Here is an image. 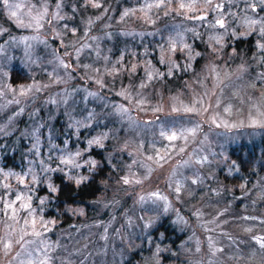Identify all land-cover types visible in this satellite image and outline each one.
<instances>
[{
  "label": "rangeland",
  "instance_id": "obj_1",
  "mask_svg": "<svg viewBox=\"0 0 264 264\" xmlns=\"http://www.w3.org/2000/svg\"><path fill=\"white\" fill-rule=\"evenodd\" d=\"M224 1L214 0V3ZM10 2L20 6L15 9L17 18L23 20L26 25L30 24L31 27H17L16 18L10 20L8 10L0 7V27L11 30L8 39L10 40L11 36L17 39L27 38L26 43H4V52L0 55V135L10 134L13 131L22 132L26 138L24 144H26L27 154L24 163L15 162L16 169L0 167V194L8 200L13 199L14 194L25 197L31 195L33 206L39 212L37 197L45 195L39 194L38 189L44 188L46 191L48 183L56 186L50 171L44 172L42 168H62L64 169L63 174L66 172L69 176L75 174L77 177L88 175L90 180L95 171L87 172L86 164L84 168L74 169L70 165L60 164V158L67 159L80 151L82 155L77 158V162L84 164L85 159H95L100 168L103 166L102 162L85 148L89 139L104 132H107L110 137L109 140L104 141L107 149H103L106 151L105 158H108L109 164H111V157H115L117 159L113 160L115 165L122 166L119 170V177L126 175L132 178L134 173L135 178L141 179L142 183L125 186L116 182L119 177L113 179L110 175L109 179L102 184L103 191L121 197L118 204H124L126 209L118 214L114 212L106 214L107 221L104 222V227L109 225L105 230L106 237L101 243L96 242L97 234H93L97 230L96 225L82 227L77 240L63 245L65 248L63 256L61 253L63 246H58L55 242L50 243L47 236L50 232L39 239L31 235L25 236V241L30 243L24 244L22 248L15 241L19 238V230L24 227L23 217L26 213L21 210L19 224H15L14 221L0 214V241H3L6 234H10L8 239L13 242L12 251L8 256L3 255V243L0 242V264H20V261H24V264H29V262L39 264L42 258L48 259L45 257L47 255L42 254L46 246L47 253L55 248V258L62 259L56 264H74L71 257L75 253L77 260L81 261L84 257L89 262L93 260L98 262L100 255L106 257L108 253L110 264H264V255H261L259 249L253 247L254 237H264V224L259 222L264 220V175H258L255 172L251 178L247 179L249 182H244L246 178L242 175L239 177L242 182L235 184L234 187L218 177L220 172L225 175H238L240 169L244 170L241 164L239 166L240 161L238 163L235 159H231L229 148L239 150L240 147L245 146V149H241L245 152L254 146L256 149L259 148L258 151L262 150L258 142L264 139V127L259 126L260 123H264V115L261 114L264 113V80L258 79V76L264 73V63L260 62L264 54L257 48V41L264 43V38L259 36L258 31L248 34L244 21L245 17L262 19L264 12L253 13L245 0H232L233 9L225 12L228 27V32L225 33L224 29L207 28L199 21L184 19L185 15H193L189 12L182 15L174 12L167 17L160 13V18L155 24L146 23L144 19H141L144 13L137 12L136 16L128 18L126 22L116 23L119 14L125 8H141L147 3H152L153 0H100L104 8L108 9L107 12L104 8L83 6L87 4V0H63V2L62 0H10ZM179 2L180 0H176V3ZM183 2H189V0H183ZM254 2L255 0H249V3ZM176 3L173 4L174 8ZM57 4H61L59 9L56 7ZM73 8L76 9L75 12L72 11ZM43 13L46 14L39 19L40 14ZM57 13L64 18H56ZM230 13H234L235 16ZM195 14H206L210 19L220 15V13H212L210 9L203 13L197 11ZM148 15L155 19L156 10L149 11ZM97 16L102 18L97 20ZM34 17L39 19V28L36 26L37 20L33 19ZM89 20L92 21L91 24L88 23ZM64 25H68V28ZM187 26H194L197 30L201 29V34H204V38L199 40L202 44L201 50H205L204 59L197 67L193 61V69L187 72L184 78L179 77L180 74H184L179 71L171 77L149 82L147 89L133 88V95L136 91H141L143 97L146 98L147 107L144 111L133 108V105H127L131 109L130 115L136 121L156 120L158 116L159 121H184L185 127H191L195 123L200 124L201 127L196 136L189 138L185 152L180 155L173 154V158L163 168H160L154 161L146 158L155 155V150L151 145L153 139L151 134L142 133L137 136L129 132L126 119L125 122H121L119 117L115 116L109 118L114 123H107V120L104 123H97L99 116L89 121V113L93 111L107 113L111 111V108L101 109L100 101L89 97L88 93L99 92L114 103H126L114 95L115 91L120 90L122 84L126 86L128 83L126 69L124 74L115 78L118 81L115 88L101 89L93 83V80L101 75L110 84L114 79L107 75L105 62L97 59V50L102 56L109 57L108 68L121 54L124 55L125 62L136 64L137 71L140 69V75L135 78L137 72L132 74V78L135 79L131 83L138 84L146 75L144 69L148 65L145 61H151L153 68L167 73L168 69L166 65L159 63V57L160 45L166 44L169 38L178 39L182 35L186 43L191 44L196 51H200L195 47L194 42L197 43V41H192V33L183 31V28ZM255 27L258 29L259 25ZM69 28H75L76 35H72ZM233 30L237 33L235 38L231 35ZM58 32L60 36L57 38ZM85 32L88 33L87 36L83 35ZM121 32H130L132 35H120ZM150 32L155 35H148ZM106 33H112L111 40L107 39ZM242 33L243 36H241ZM213 34L224 35V47L218 53H213L210 48L208 38ZM91 37L97 39L93 41ZM250 39L252 42L248 44ZM4 40V37H0V42ZM139 40L143 47L142 53L136 51V44ZM238 40H244L246 45L245 48L242 47L240 53L236 51L233 43ZM41 41L47 42V48ZM60 41L68 45L75 44V47L61 49L57 53L60 55L64 50L71 52L72 57H63L65 61L75 57L76 49L89 45V48H83L80 61L91 64L94 68H100L101 71L96 73L92 68H77L74 78H65L63 83H57L56 81L64 76V70L56 66L51 52L59 46ZM28 44L31 48H28ZM211 46L219 48V45H215L214 42H211ZM145 49H147V55H144ZM25 52H29L31 56H26ZM177 57H180L178 63L183 60L186 64L188 63L184 59V54L179 50L172 54V59L175 60ZM41 59L52 60L53 63H42ZM211 66L216 67L217 72L220 73L219 78L211 72ZM241 66L245 69L244 71H241ZM117 68L119 69L120 66L117 65ZM12 72H17L20 77L27 80L23 83L22 81L12 83L10 79ZM48 73H51V76ZM89 76L93 79L89 80ZM177 81L181 82L178 87L176 86ZM34 83L48 84L49 87L43 88L39 93H29L27 96L19 94L18 90L21 86L26 87ZM153 87H155L154 90ZM194 98H202L204 101L203 106L197 105L201 109L199 115L172 112L173 106L191 104ZM15 100H19L20 103H9ZM217 100L220 101L219 107L216 106ZM229 104L231 111H224L225 106ZM160 106L163 111L159 113L152 111L153 108ZM203 108H207V111ZM21 109L23 112L18 115ZM50 114L52 119H49ZM74 121H80L81 125L90 123L91 127H69V124H73ZM253 121L257 122L256 126H251ZM40 124L44 126L40 127ZM217 124L220 126L217 127ZM151 127L155 132L156 125ZM141 139L145 147L138 149V142ZM125 141L129 142L126 151H117L118 148L124 147ZM161 143L166 144L167 141L158 140L157 147ZM92 148L101 150L95 146ZM128 152H134L135 156H128ZM203 158H207V162L197 163ZM133 159L137 163L132 164L130 171L127 166L132 163ZM149 168L152 169L151 172L148 171ZM144 176L148 178L144 179ZM18 177L24 178L23 184L20 183ZM46 177L48 179H45ZM197 177V183L192 184V180ZM33 178L39 183L33 184ZM65 179H68L67 176ZM177 181L183 185L179 198L173 191ZM3 184H9L10 188L5 190ZM29 189L32 190L29 191ZM157 191L168 197L169 211L164 213L161 209L153 227L144 229L142 225L148 220V214L143 209L152 206L148 197ZM140 196L145 197L143 206L138 203ZM237 197H240L241 201H236ZM104 204L105 202H102V205L97 208L104 210ZM234 204H238V208ZM69 210L79 215H81V210L84 212L82 207H71ZM40 214L47 219H52L44 213ZM167 215H169L168 219ZM140 216H144L145 220L138 219ZM180 217L183 219L177 223ZM242 217H255L256 219L244 220ZM174 221L177 226L174 225ZM169 222L176 228L173 233L182 235L179 236L176 247L167 244L175 240L176 236L169 235L163 230V224ZM156 228L158 231H155V234L157 233V240H159L157 242L160 245L164 243L161 245L162 248H159L165 260L153 253V251L156 252V245L148 246L151 233ZM247 229L251 231H246ZM116 231H120L123 238L116 237ZM204 231H206L205 235L202 234ZM83 232L86 233L81 235ZM85 236H89L90 239L85 240ZM133 237H138L142 241L128 240ZM41 241L44 243L42 244ZM88 241H91L94 246L91 252L87 250L92 245L88 244ZM141 243L147 244L146 248L149 247V249L143 255L139 254L140 258L130 260L128 258L131 255L130 252L141 248L138 247ZM217 249L223 251H217ZM121 250H125V253ZM254 250L255 254H253ZM50 261L53 264L54 260Z\"/></svg>",
  "mask_w": 264,
  "mask_h": 264
},
{
  "label": "snow or ice",
  "instance_id": "obj_2",
  "mask_svg": "<svg viewBox=\"0 0 264 264\" xmlns=\"http://www.w3.org/2000/svg\"><path fill=\"white\" fill-rule=\"evenodd\" d=\"M63 2V0H62ZM246 3H248V7L251 9L253 13L264 12V0H255L254 3H249V0H245ZM176 3V0H153L152 3H147L141 8H125L120 14L119 18L116 21V23H124L126 20L130 17L136 16L137 12H143L144 16L141 17V19H144L146 23L149 24H155L156 20L160 18V13L163 14V16L167 17L172 15L174 12L177 15H182L185 12L193 13V15H185L183 16L184 19L191 20V21H199L203 24L204 27L207 28H220L224 29V32H228V27L226 25V18H225V12L227 11L225 8V5L223 3H214V0H189V2H183V0H180L179 3H176V7H173V4ZM91 6L92 8L101 9L104 8L103 4L100 2V0H87V4H84L83 6ZM0 7L8 10V17L9 19H15V23L17 27H31L30 24L26 25L24 24L23 20L17 18V12L15 9H18L20 6L18 4H13L10 2V0H0ZM56 7L59 9L61 7V4H57ZM210 9L212 13H220L218 16H213L211 19L209 15L206 14H200L196 15L195 13L197 11H200L201 13L206 12ZM156 10V16L155 19L148 15L149 11ZM73 12L76 11L75 8L72 9ZM104 11L107 12L108 9L104 8ZM43 14H40L39 19L43 18ZM231 15L235 16L234 13H230ZM56 18L63 19V16H60L59 13L56 14ZM101 16H97L96 19H101ZM37 20V28L40 27L39 19L33 18ZM71 19V17H69ZM89 24L92 23L91 20L88 22ZM247 29L248 34H251L252 32L258 31V34L260 37L264 38V18L262 19H256V18H250L245 17L244 21ZM259 25V28L257 29L255 26ZM65 28H68V25H64ZM178 27V26H176ZM72 35H76V29L75 28H69L68 29ZM10 29L0 27V37H4V42H0V55L4 52V43H12V44H19L21 42H27V38L23 37L20 39H17L14 36H11L10 40L8 37L10 36ZM184 32H190L192 33L194 38H200L201 33L197 31L196 27L194 26H187L183 28ZM120 35H132L130 32H121ZM84 36H87L88 33H83ZM148 35H155V33H148ZM232 37H237V33L235 30L231 33ZM244 34L242 33L241 36ZM57 38L60 36V33L58 32L56 34ZM107 39H112V33H106ZM35 39V37H33ZM93 41H95L96 37H91ZM210 42V48L213 53H218L219 51L223 50L224 44V35H210L208 38ZM211 42H214L215 45H219V48L211 46ZM41 43L45 44V47L47 48V42L41 41ZM68 47H75V44L68 45L65 44L63 41L59 42V46L57 48H54L51 52L52 57L55 58L56 66L59 68H62L64 70V76L61 77L59 80H57V83H63L65 78L72 79L76 75V69L77 68H92V70L96 73H99L101 70L100 68H94L91 64L83 63V61H80V54L83 51V48H89V45H84L83 48L76 49V54L73 59L69 61H65L63 59L64 56L72 57V53L64 50L61 52L60 55H57L58 52L61 51V49H67ZM28 48H31V45L28 44ZM257 48L259 51L264 54V43H261L257 41ZM177 50H179L180 53L184 54V59L188 61V63L181 64L178 63V60H180V57H177L175 60L172 59V54L176 53ZM111 51V49H110ZM233 53L235 54V50L233 49ZM147 49H145L144 55H147ZM26 56H31L29 52H25ZM165 55H167V59H165ZM204 54L200 51H196L191 44L186 43L183 40V36L180 35L179 38H169L166 44L160 45V57H159V63L166 65L167 67V73L160 71L157 68H153L151 61H145V63L148 65L147 68L144 69L145 71V78L141 79L138 84L131 83L132 74H135L137 72V65L134 63H128L125 62V57L123 54H121L118 58L115 59V62L111 65L110 68H108V61L109 57L104 55L102 56L100 51H96V57L97 59H102L105 62V67L107 69V75L110 77H113V81L111 84L103 79V76H99L96 79L93 80V83L99 86L101 89H112L116 87V84L118 81L115 79L116 77H120L122 74H124V70L127 71V80L128 83L126 86L123 84L120 87L119 91H115L114 95L117 98H120L121 100L125 101L126 103H114L113 101L109 100L106 96H102L99 92H89L88 96L96 98L100 101V108H111L110 112H96L93 111L92 113H89V121L96 119L97 116H99V120H97V123H104L107 120V123H114L113 120L109 119L110 117H119L121 122H127L128 128L127 131L132 132L136 134L137 136H140L142 133L144 134H151L153 139L151 142L152 148L155 150L154 156H147L146 158L148 160L154 161V163L160 167L163 168L165 164L169 162L170 159L173 158V154L180 155L185 152V146L189 142L190 137H195L198 131L200 130V124L195 123L191 127H185L184 121H177V120H171V121H159V117L157 116L156 120H145V121H136L134 117L130 115L131 109L127 105H133V108H139L141 111H144L147 107V101L146 98L143 97L141 91H136L135 95H133L132 89L137 88L139 90H144L149 87V82L153 80H161L165 79L166 77H171L174 75L175 72L184 71L189 72L193 69V61H197V58H203ZM35 62V61H34ZM41 62H47V63H53L52 60L44 61L41 59ZM261 63H264V56L261 57L260 60ZM117 65L120 66V68H117ZM245 69L243 66H241V71H244ZM211 72L215 73L216 77H220V73L217 72L215 66H211ZM49 76H51V73H48ZM59 76V73H57ZM89 80H92L93 78L91 76L88 77ZM258 79L264 80V73H260L258 76ZM221 83L223 81H220ZM48 84L41 85L39 83L30 84L28 86H21L19 88V94L21 96H27L29 93L35 92L39 93L42 91L43 88H48ZM255 87V85H253ZM16 91V90H13ZM214 94V93H213ZM133 100L135 103L133 104ZM17 103L19 104V100L15 101H9V103ZM55 103V101H53ZM204 101L202 98H194L193 102L191 104H182L180 107L173 106L172 112L173 113H183L186 115H199L201 112V109L197 107V105L203 106ZM217 107L220 106V101L217 100ZM204 111H207V108H203ZM152 111L154 113H159L163 111L162 106L153 108ZM224 111L230 112L231 111V105H226L224 108ZM23 112V109L20 110L21 114ZM264 115V113H261ZM49 119H52L51 114L49 115ZM159 121V122H158ZM215 123V121H213ZM189 123H191L189 121ZM257 122L253 121L251 126H256ZM152 125H156V131L153 132ZM43 124H40V127H43ZM73 126H84V127H91L90 123L81 125L80 121H74L73 124H69V127ZM107 126V125H105ZM220 125L217 124V127ZM260 127H264V123L259 124ZM35 134V133H33ZM115 138V137H113ZM109 134L107 132L102 133L101 135L97 137H93L92 139H89L87 141V146L85 150L92 148V146H95L96 148H99L101 150L105 149V143L104 141L109 140ZM159 141H167L166 144L161 143L159 147H157V143ZM128 141H125L124 147L118 148L117 151L124 152L126 151L128 147ZM145 147V144L143 140L141 139L138 142V149H143ZM161 148H163V151H161ZM94 151V149H93ZM82 153L80 151H77L74 156H69L67 159L61 157L60 158V164L63 165H70L74 169H81L85 167V164L87 165L86 171L89 173H92L96 171L99 168V163L95 159H85L84 164H81L77 162V158L81 157ZM128 156H135L134 152H128ZM207 162V158H203L202 160H198L197 163H204ZM102 163L107 166L109 163L108 158H104ZM137 161L133 159L132 163L129 164L127 167L131 171L132 164H136ZM143 166V165H141ZM117 166L114 162H111V170L115 171ZM100 171H102V168H99ZM31 171V170H29ZM42 171L44 172H55L60 171L64 172V169L60 168H42ZM149 172L152 171L151 168L148 169ZM65 176H67L69 181H72L75 183L77 187L80 185L86 183L89 181L88 175H82L77 177V175H68L66 172L64 173ZM147 176H144V179H147ZM21 184L24 183L23 177H18ZM45 179H48L47 177ZM198 181V177L196 179L192 180V184H196ZM117 183H122L125 186L132 185V184H141L142 180L139 178H135V174H132V178L126 175L120 176L117 181ZM32 183H39L35 178L32 179ZM169 187H172V185H169ZM3 188L5 190L10 188L9 184H3ZM183 185L180 182H175V187L173 188L174 193L176 194L177 198L180 197L181 191H182ZM32 189H29L31 191ZM46 191L49 194L57 193L59 189L52 183H48L46 187ZM49 197H37L38 205H39V212L37 211V208L33 206V197L31 195L28 196H22L19 194H14V198L11 200H8L6 198H3V194H0V214L3 216H6L8 220L14 221L15 224L20 223V212L23 210L26 215L23 217V224L24 227H22L19 232V238L15 241L16 244H20L23 248L24 244L30 243L29 241H25V236H34L37 239H39L41 236H46L47 233L52 232L54 227L57 225L58 218L57 219H47L45 216L41 215L40 213L44 212V206L46 205V202L48 201ZM149 200H151L152 206L149 208H144L143 211L148 214V220L142 225L144 229H148L153 227L156 218H158L159 212L162 211L164 213H167L170 208V204L168 203V197L163 196L160 192H153L148 197ZM19 203V206L17 207V204ZM95 203H100V201H95ZM116 203H119V201H116ZM142 206L145 203V197L140 196L139 201ZM105 208H107L109 205L105 203L103 205ZM73 214L75 215V211H73ZM80 214L82 215L83 212L81 210ZM155 214V215H154ZM138 219L145 220L144 216H140ZM182 217H180L176 222L179 223L182 221ZM244 220L249 219H256L255 217H242ZM261 224H264V220L259 221ZM129 223H131V220L129 219ZM246 231H251V229H247ZM8 235L6 234L3 241H0L3 243V255L8 256L13 248V242L8 239ZM254 244L258 246V249L261 252V255H264V237H254ZM34 243V241H32ZM43 244L44 241H41ZM199 249H197L198 251ZM161 249L157 246L156 252L157 255L160 253ZM217 251H223L222 249H217ZM253 254H255V250L253 251ZM19 255V253L17 254ZM45 255H47V246L45 248ZM13 259H16V257H13ZM50 257L48 259H42L39 261V264H49ZM20 264H24V261H20ZM31 264V262H29Z\"/></svg>",
  "mask_w": 264,
  "mask_h": 264
},
{
  "label": "trees",
  "instance_id": "obj_3",
  "mask_svg": "<svg viewBox=\"0 0 264 264\" xmlns=\"http://www.w3.org/2000/svg\"><path fill=\"white\" fill-rule=\"evenodd\" d=\"M220 3V2H218ZM223 4L225 5L226 10H232L233 8V2L232 0H225L223 2ZM197 31H199L201 33V29H198ZM204 38V34H201L200 38H194L193 37V42L194 40L197 41L194 42L195 43V47L197 49L200 50V52L204 53L205 50H201L202 47H200L202 44H200L199 40ZM146 40V38L144 39ZM199 42V43H198ZM252 40L250 39L248 44H251ZM234 47L236 48V51L238 53H240L242 51V47H246L244 40H238L237 42L234 41ZM248 47V46H247ZM250 48V47H249ZM253 48V47H252ZM251 48V49H252ZM254 49V48H253ZM136 51L142 53L143 51V47L141 46V41H137L136 44ZM204 59L203 58H198L197 61H195V67H197V65ZM181 64H185V61H180ZM184 74H180L179 77L184 78L187 76V72L184 71H180ZM138 75H140V69H138L137 73H136V77H138ZM126 78V76L124 77ZM135 78H132L131 81H133ZM11 82L12 83H19L20 81H22L21 83L25 82L27 79H25L24 77H20L17 72H12L11 73ZM127 79V78H126ZM172 79V78H171ZM180 81L176 82V86L178 87L180 85ZM155 87H153L154 90ZM103 91V90H102ZM149 120V119H147ZM26 138L24 137V134L22 132L19 131H13L10 134H6L1 136L0 135V167H2L3 169H7V168H11V169H16V161H20V164L25 162V156L27 154V152L25 151L26 148V144H24V140ZM259 146L263 148L262 154L261 156L258 155L257 153V149L252 146L250 149H248L247 151L244 152V150H241L242 148L245 149V147H242L240 149L239 152L235 153L232 152L231 154V159H235L236 162L240 161L239 166L241 164V168H244V170L240 169V174L238 175H225L223 172H220V174H218L220 180L224 181V182H228L229 184L234 185L237 183L242 182V180L239 179L240 176L243 175V177L246 178L245 181H248L247 179L251 178L255 172L256 174L258 173V175H264V139L258 142ZM254 147V148H253ZM94 148H90L89 149V153L92 154L93 156H95L97 159H99V161H103V159L106 157V151L103 150H96ZM107 149V147L105 146V150ZM111 162L116 161L117 159L115 157H111ZM110 162V163H111ZM103 166H101L100 168H102L103 170L100 171L99 168L95 171L94 174H92L90 180L82 185H80L79 187H77L75 185L74 182L69 181L68 179H65V176L63 174V172L60 171H55V172H51L50 171V175H52V178L57 186V188L59 189V191L57 193H52L49 194L47 193L44 188H40L38 189L39 194H44L45 196H48L49 199L46 202V205L44 206V214L47 215L48 217L52 218V219H57L58 218V222L57 225L54 227L53 231L50 232L49 234H47L48 239L50 241V243H57L58 246L60 245H64V244H70L71 242L77 240L79 238V234L80 231L82 230V227L85 226H97V230L95 233H93L94 235L97 234V241L98 243H101L103 241V238L106 237L105 236V230L106 227L109 225H107L106 227H104V222L107 221V217L106 214L108 212H114V214H118L120 212H122L123 210L126 209V207L124 208V204L119 205L118 203H116V201H119L121 199V197H118L114 194H108L105 193L102 187V184H104L105 180H108L110 175L113 179H116L119 177L120 175V167H122L121 165H116L117 168L115 171L111 170V164H107V166H105L104 163H102ZM31 193V192H30ZM32 194V193H31ZM118 198V199H115ZM115 199V200H114ZM95 201H100V203H95ZM236 201H241L240 197L236 198ZM102 202L107 203L109 206L107 208H105L104 210H100L97 207L102 205ZM180 206V205H179ZM235 207L238 208V204H234ZM71 207H82L84 210V214L79 215V213H76L75 215L73 214V212H71L69 209ZM94 214H93V211ZM108 209V211H107ZM165 216V215H164ZM166 218H169V215L166 216ZM165 219V220H167ZM174 225L177 226V224L174 221ZM169 223L163 224V230L166 231L167 233H169V235L172 236H176V239L168 242L167 244L171 243V247H176V245H178V240L180 239L179 235L177 233H173V230L175 231L176 228L175 226ZM120 230V229H119ZM141 231V229H140ZM155 231H158L157 228L154 229V231H152L151 233V241L148 242V246L151 245L150 247H153L154 245L155 248L160 247L162 248L161 245H164V243H161V245L158 243L159 240H157V233L155 234ZM86 232L81 233L84 234ZM120 231H116L115 235L118 238H121L122 236L120 235ZM203 235L206 234V231H204L202 233ZM92 235V233H91ZM143 236V235H140ZM92 237V236H91ZM144 237V236H143ZM117 238V239H118ZM123 238V237H122ZM85 240L90 239L89 236H85L84 238ZM124 240V239H123ZM125 240H127L125 238ZM129 241H142L140 238H129ZM158 241V242H157ZM92 244L91 241H88V244ZM87 244V245H88ZM142 244V245H141ZM138 247V250L130 252V256L128 257L130 260H136L138 259V257L140 258V255H143L147 249H149V247L146 248L147 244L145 245L144 243H141ZM93 244L90 246V248H87V250L89 252H91L92 248H93ZM120 247V246H118ZM254 248L258 249V246L253 244ZM55 249V248H54ZM49 251V253H47V256H45L46 258H52L50 260H54L53 264H56L57 262H61V260H58V257L55 258L56 254H55V250ZM154 250V249H153ZM65 248L63 246V251H61L62 256L64 255ZM122 253H125V250H121ZM76 252V251H75ZM59 253V252H58ZM154 254H156L155 256H157V252L153 251ZM42 254L45 255V249L42 251ZM76 255V253H75ZM71 257L72 258V262L74 264H110V256L106 255V257L104 255H100V260L97 261H88L87 258L85 259L84 257L81 258V261H79V259H76V256ZM162 260L163 257H165L164 255H162L161 253L158 254ZM44 259V258H42ZM125 261V260H124ZM51 263V261H49ZM130 262V261H127ZM163 263V262H162ZM52 264V263H51ZM145 264V263H144Z\"/></svg>",
  "mask_w": 264,
  "mask_h": 264
}]
</instances>
